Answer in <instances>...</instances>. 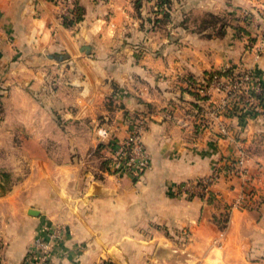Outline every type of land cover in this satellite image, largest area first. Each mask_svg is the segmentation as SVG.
I'll use <instances>...</instances> for the list:
<instances>
[{"label": "crops", "instance_id": "obj_1", "mask_svg": "<svg viewBox=\"0 0 264 264\" xmlns=\"http://www.w3.org/2000/svg\"><path fill=\"white\" fill-rule=\"evenodd\" d=\"M136 1L80 0L65 26L48 0H0V264H30L56 225L46 264H264V115L201 125L184 80L240 65L264 81V0H171L166 19ZM138 115L147 166L113 173L97 126L123 139ZM239 150L245 176L189 195Z\"/></svg>", "mask_w": 264, "mask_h": 264}, {"label": "built area", "instance_id": "obj_2", "mask_svg": "<svg viewBox=\"0 0 264 264\" xmlns=\"http://www.w3.org/2000/svg\"><path fill=\"white\" fill-rule=\"evenodd\" d=\"M55 6L57 19H67L76 25L77 7L80 0H48ZM72 25V26H73ZM264 41V28L260 34ZM256 50L262 51V45ZM190 92L199 96L200 102L207 104L204 109L197 108L195 115L201 125L212 126L219 117L238 116L244 112L264 111L263 99L259 97L263 90L264 81L252 68L226 67L209 77L194 80H185ZM216 99H213L214 95ZM147 120L143 115H138L127 120V134L123 139L115 140L113 130L107 122L97 126L98 145L105 152V159L111 172L130 171L138 174L147 166V156L142 141L143 130ZM220 135L228 136L229 132L224 123L218 125ZM108 139L107 141H105ZM245 155L238 151L236 157L226 164L216 165L207 176L193 178L184 183V187L190 194H198L201 197L208 196L211 188L223 176H245ZM253 196L250 190L247 193L238 194L231 204L232 207L245 208L246 198ZM62 228L59 225L48 230L45 238L36 237L33 241L35 254L28 258L30 264H46L50 259L55 240L61 238Z\"/></svg>", "mask_w": 264, "mask_h": 264}, {"label": "trees", "instance_id": "obj_3", "mask_svg": "<svg viewBox=\"0 0 264 264\" xmlns=\"http://www.w3.org/2000/svg\"><path fill=\"white\" fill-rule=\"evenodd\" d=\"M153 1V10L156 14H162V17L163 19H166L168 18V9L170 7V1L171 0H151ZM140 5V0H137L136 1V7H138ZM77 20L76 21H79L81 19V15H82V12H81V9H80V5H78L77 7ZM245 17H242V20L243 22H247V14L244 15ZM218 21V18L213 16V15H209L205 20H203L202 22V25L204 27H207V26H212V25H215L216 22ZM65 26H72L73 25V22L70 21V20H67V19H63L61 21ZM221 26H223V23L221 24ZM241 28H239L240 30L243 28V26H240ZM216 72H219V70H212V71H209V72H206L204 74V76L207 78L209 76H211L213 73H216ZM195 78L193 76H186L184 80H194ZM186 90L188 92H190L188 90V88H186ZM192 93L197 99H199V96L196 94V93H193V92H190ZM259 97L261 99H263V106H264V84H263V90H262V93L261 95H259ZM264 115V111H251V112H244L240 115V118L241 119H244V118H254V117H259V116H263ZM102 147V144H99L97 146V149H101ZM1 175L4 179V182H8L9 181V176L7 175L6 172H1ZM6 177H7V180H6ZM7 187H5V184L2 185L1 187V190H5ZM102 264H113L112 262L110 261H104Z\"/></svg>", "mask_w": 264, "mask_h": 264}, {"label": "rangeland", "instance_id": "obj_4", "mask_svg": "<svg viewBox=\"0 0 264 264\" xmlns=\"http://www.w3.org/2000/svg\"><path fill=\"white\" fill-rule=\"evenodd\" d=\"M237 66H239V68H243V66H240V65H237ZM237 66H231V67H237ZM226 67H230V66H226ZM226 67H223V68H226ZM223 68H221V69H223ZM247 68V67H246ZM221 69H218V70H221ZM254 70V69H253ZM212 71V70H211ZM255 71V70H254ZM256 72V71H255ZM251 112V111H250ZM3 172H6L7 173V171H3ZM6 180H7V177H6ZM4 184H5V187H7V182L5 183L4 182Z\"/></svg>", "mask_w": 264, "mask_h": 264}]
</instances>
